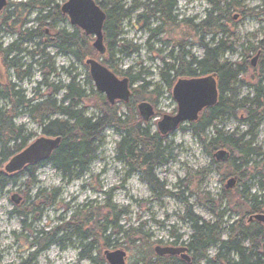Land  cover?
<instances>
[{
  "label": "trees",
  "instance_id": "16d2710c",
  "mask_svg": "<svg viewBox=\"0 0 264 264\" xmlns=\"http://www.w3.org/2000/svg\"><path fill=\"white\" fill-rule=\"evenodd\" d=\"M96 6L104 14V22L102 27L103 42L105 45V54L110 57L101 61L102 57L98 55L92 48L91 38L84 35L81 30L74 27V33L58 31L52 37L53 41L49 42V36L45 35V31L54 29L53 19L60 16L59 6L52 0L39 2L38 0H29L27 3L18 4L3 19H0V31L6 35L16 34V40L5 49L0 48V62L5 70H12L16 83L31 77V66L36 56L45 58L46 49L51 45L56 53L65 55L69 51L73 54L76 63L82 65L86 70L87 60H99L105 66H112L115 61L113 58V50L118 48L117 54L127 55L128 51L120 42V22L124 11L119 7L118 0H92ZM210 0L211 8L207 10L204 20L193 25L188 24L189 29L195 31L201 38L210 35L209 42L205 43L200 38V43L204 48L202 59H195L189 52L180 53L174 58L173 63L165 64L164 72L160 73L162 83L168 89L173 88L174 83L180 78H200L208 75L215 76L218 100L217 102L202 110L195 121L186 122L184 126H178L181 132L189 131L195 136L204 151L211 157L212 164L226 165L229 168L230 175L236 178L237 184L231 192L223 191L219 197V204H226L227 208L217 215V220L213 223L205 221L201 218H192L186 213V220L190 224L192 231L188 240L181 245L187 249L190 262L187 263L179 256L156 254L151 249L147 241L142 238L136 241L131 239L134 235H139V231H123L119 227H114L107 218L102 223H96L94 230L85 229L87 225L85 220L89 217L77 219L76 214L72 216L69 223L64 226L56 227L50 232L37 231L34 238L38 247V252L51 246L57 245L63 248L64 243H70L73 237L78 240L82 247L79 254L81 260H87L93 264H105L99 254L92 257V253L97 252L98 244L108 249L115 246V238L122 235L123 238H129L131 247L139 249L138 259L135 264H264V225L257 221L248 222V218L256 214H264V153L252 146V140L244 142L247 137H253L257 126L264 122V38L255 44L247 42H238L230 34L221 18H224L231 9L239 7L234 5L235 0ZM48 9L47 13L37 18L38 27L34 30L22 29L26 23L22 19L23 13L28 15L36 7ZM143 10L140 17L143 20L156 19L164 23L170 24L175 18L176 1L175 0H152L142 4ZM263 12L264 1L262 3ZM53 13L57 14L54 16ZM47 14H51L49 17ZM253 16L257 14H252ZM203 35V36H202ZM46 41L44 49L41 51L38 40ZM34 42V49L27 51L23 49V45ZM124 47V48H123ZM129 47V52H137V48ZM238 49L244 50L246 53L258 54L257 71L254 77L253 97L235 102L237 96L236 84H240L241 76L245 75L249 69L246 61L242 64L230 63L222 60L224 54L235 53ZM23 55L31 63L26 66L19 64L18 57ZM22 57V56H21ZM50 60H45L42 64L44 72L43 80L39 83L40 87L49 88L51 94L46 97L35 90L36 94L30 98H25L23 91L17 89L15 84L7 81L0 89V101H7L12 110L2 109L0 107V168L7 163L15 155L23 151L32 139L33 134L27 133L22 127H15L13 120L17 111L24 112L35 122L41 132L42 137L54 138L60 137L61 142L52 152L50 157L42 162L29 165L21 171L14 174H5L0 169V190L8 184H16L18 175L26 176L33 180L37 169L50 166L62 177L80 176L86 171L87 166L92 161L95 154V145L99 141L102 130L110 127L115 132L121 133V140L116 145L117 159L126 161L131 165L137 166L138 169L152 186L158 182L155 177V170L162 167L167 162V148L164 144L168 142V137L173 131L163 132L162 129L150 132L149 127H142L140 118L144 121L139 111V105L145 101L154 104V96H157L158 89L152 91L146 90V85L133 88L137 77L123 73L127 78L131 88V96L128 102L122 103L127 111L121 112L117 103L110 104L108 100L97 92L91 85L88 89L81 87L76 77H72L69 83L64 87H55L49 85L46 78L55 73ZM111 69V68H110ZM114 74L118 72L113 71ZM120 73L119 75H121ZM118 75V74H117ZM7 77V76H6ZM171 78V80H170ZM8 79V77H7ZM86 80L92 82L87 72ZM63 90L64 94L60 102L55 100L56 94ZM88 91V92H87ZM88 93V94H87ZM96 102V117H87L79 105L81 102L88 100ZM154 106V105H153ZM138 110V113L134 109ZM229 115L235 118L242 115L245 123L250 126V130L241 136H237L234 132H224L220 126L224 117ZM59 116L61 118H54ZM212 129L213 134L209 138L205 136L206 132ZM168 136V137H167ZM219 150L227 151L228 156L224 162H218L214 159V154ZM248 169L250 173L247 175ZM252 190H255L252 193ZM57 193L53 191L50 195L45 196L38 192L33 199L40 200L39 204L42 209L52 207L55 204ZM33 199H26L20 207H16L14 214L21 218L22 229L28 230L32 224H27V220L31 218L33 224L40 220L42 210ZM212 202L207 200L206 205ZM214 210L215 208L207 207ZM123 212V211H121ZM236 212L240 217L239 220L222 222L226 214ZM72 230L70 236L64 235L67 231ZM100 230V241L98 243V231ZM92 231V232H91ZM226 233V238L221 239V235ZM99 234V235H100ZM107 234V235H106ZM61 235V236H59ZM176 245L179 237L174 236ZM131 239V240H130ZM246 244V245H245ZM212 247H217L216 254L212 259L207 258V253ZM37 252V253H38ZM37 253L32 254L31 257ZM235 257L234 259L232 257ZM31 258L25 260L21 264H30Z\"/></svg>",
  "mask_w": 264,
  "mask_h": 264
},
{
  "label": "rangeland",
  "instance_id": "374dc122",
  "mask_svg": "<svg viewBox=\"0 0 264 264\" xmlns=\"http://www.w3.org/2000/svg\"><path fill=\"white\" fill-rule=\"evenodd\" d=\"M7 1L8 11L11 12L16 5L27 3L29 0ZM38 1L45 2L46 0ZM52 1L59 5L64 2V0ZM119 1V7L124 11L120 22L119 39L121 44L127 48L128 53L127 55L117 54L118 48L114 49L113 58L115 61L112 66L104 65V67L111 73L118 72V75L113 74L119 79L125 78L123 73L137 77L133 88L146 85V90L149 92L158 89L157 96H154V106L147 101L152 106L154 114L146 121L140 118L141 126L149 127L150 132L153 133L164 116L173 117L177 110L171 89L162 83L160 73L164 72L165 64L173 63L174 58L178 57L180 53L189 52L195 59H202L204 48L200 43L201 37L195 31L190 30L188 24L195 25L204 20L207 10L211 8L210 0H175V18L170 24L156 19L145 21L138 17L143 13L142 4L149 0ZM263 1L235 0L233 4L239 7L231 9L224 18H221L225 29L238 42L255 44L257 41L263 40L264 9L263 12L257 13L262 10ZM41 8L36 6L28 15L23 13L22 19H25L26 23L22 29L34 30L38 26L37 18L47 12V9L40 11ZM252 14L257 15L253 16ZM16 38L17 35L12 33L0 35L1 49L10 46ZM202 38L207 43L210 40V35L204 34ZM33 43L23 45L22 48L27 51L33 50ZM127 46L136 47L137 52H129L130 49ZM45 52V58L39 56L34 58L33 61L36 63L31 66V77L20 83H16L12 70L7 69L4 74V69L0 64V89L9 81L15 84L17 89L23 91L26 99L36 94L35 90H38L44 97L51 94L49 88L39 86L44 76L41 64L45 60H50L49 63L55 70L53 75L46 78L50 86L64 87L72 77H76L81 87L88 89L87 87L91 85L94 88V84L86 80L87 70L82 65L57 56L54 50ZM21 56L17 59L19 64L26 66L31 63L26 57ZM108 57L110 56L106 53L101 61ZM255 57L256 53H246L242 49H238L232 54L223 55L222 60L224 61L235 64H242L246 61L249 65L246 74L239 79L241 83L235 85L237 90L235 102L253 97L252 84L254 81L252 80L258 74V72H254L253 68L256 71L259 69L257 67L258 58L255 65H251ZM120 73L122 74L119 75ZM262 86L264 87V83ZM63 94V90H60L54 97L55 100L60 102ZM90 97L81 102L79 107L85 111V116L91 118L97 116V110L96 102L90 100ZM116 105L120 107L121 112L127 111L121 102ZM0 107L6 110L13 108L7 101H0ZM134 109L136 110V107ZM136 112L138 113V110ZM15 114L17 115L13 120L14 126L22 127L27 133L33 134L29 144L33 143L41 136L38 125L24 112L17 111ZM54 118L61 117L55 116L52 119ZM184 125L183 121L181 126ZM218 128L224 132H234L237 136L250 130V126L245 123L242 115H238L236 118L231 115L224 117ZM212 134L213 130L209 129L205 136L209 138ZM99 138L95 145L96 151L92 161L80 176L65 178L50 166H44L37 169L33 180L18 175L16 184H8L4 190H0L1 264H21L29 258H31L30 264H93L79 258L83 249L78 240L73 237L70 239V243L63 244V248L51 245L38 252V247L34 245L37 231L50 232L56 227H62L69 223L74 214L77 219L89 217L90 220H85L87 224L85 229L94 230V233V225L102 223L106 218L112 224L113 231H115L114 227H119L123 231H139L140 234L134 235L131 239L136 241L142 238L147 241L151 249H154L157 246L182 247L181 244L186 242L192 233L190 224L186 220V213L192 218L197 217L213 223L217 220V215L214 213H219L227 208L226 204H219V197L224 190L231 192L236 186L237 180L232 189L225 188L228 179L233 178V175L229 173L228 166L223 164L215 167L199 140L189 131L181 132L176 129L168 137V142L164 144L168 152L166 154L167 162L155 170L154 174L158 180L155 186L145 180V176L136 169L137 166L117 159L116 145L121 140V133L107 127L102 130ZM249 140H252L253 147L264 153V122L257 126L253 137L245 138L244 142ZM214 159L216 158L214 157ZM5 164L0 168L2 171ZM246 172L248 175L250 169ZM53 191L57 193V197L52 207L42 209L39 205L41 201L33 199L38 192L48 196ZM254 192L255 190H252V193ZM13 196L18 202L12 200ZM26 199H33L42 210L39 221L33 224L31 218L27 220V224L30 222L32 224L28 230L22 229L21 218L13 213V210L20 207ZM207 200L213 201V203L206 205ZM216 205L219 210L207 208L209 206L215 208ZM239 217L236 212H231L223 217L222 222L226 225L227 222L239 220ZM71 234L72 230L64 233L67 236ZM99 234L100 230L97 238L98 243H101V234ZM226 235L223 233L221 239H225ZM174 236L179 237L176 245L172 244L176 240ZM112 238L116 240L114 247L104 249L98 244V250L96 253H92V257L97 258L99 254V257L107 264L104 252L120 249L126 254L125 263L135 264L139 249L136 250L135 246L131 247L129 238H123L122 235L112 236ZM216 252L217 247H212L207 253V258L212 259ZM35 253L37 254L31 257Z\"/></svg>",
  "mask_w": 264,
  "mask_h": 264
},
{
  "label": "water",
  "instance_id": "95a60500",
  "mask_svg": "<svg viewBox=\"0 0 264 264\" xmlns=\"http://www.w3.org/2000/svg\"><path fill=\"white\" fill-rule=\"evenodd\" d=\"M7 5V0H0V13ZM63 15H67L70 23L84 31L86 35L94 38L92 47L98 54H104L102 26L104 14L92 0H67L61 7ZM256 57L252 60L254 65ZM91 79L96 90L102 93L110 104L115 101L127 102L130 97L127 79H118L107 68L95 60H87ZM173 100L177 103L178 112L174 117L164 116L158 124L163 132L174 130L183 121H195L198 113L204 108L216 103V83L215 76L209 75L203 78L180 79L172 89ZM140 112L145 120L153 115L152 107L143 103L139 105ZM61 142L60 137H41L27 146L23 151L11 158L4 166L5 174H14L21 171L28 165H34L50 157L52 152ZM214 157L217 161L225 160L227 152L218 151ZM236 184V178L228 179L225 188L232 189ZM12 200L18 202L15 197ZM257 221L264 224V215L256 214L249 217L248 221ZM160 255L180 256L186 262L190 261L185 247H156L154 250ZM104 258L107 264H125L126 254L123 250L105 251ZM1 264V263H0Z\"/></svg>",
  "mask_w": 264,
  "mask_h": 264
},
{
  "label": "flooded vegetation",
  "instance_id": "af4514ba",
  "mask_svg": "<svg viewBox=\"0 0 264 264\" xmlns=\"http://www.w3.org/2000/svg\"><path fill=\"white\" fill-rule=\"evenodd\" d=\"M64 2H65V0H64ZM63 2V3H64ZM56 3V2H55ZM63 3H61L60 5L58 4V3H56L59 7H61V5L63 4ZM7 5H8V1H7ZM7 5L5 6V8L1 11V13H0V19L2 20L3 19V17L4 16H6L7 14H9V9L7 8ZM60 9V8H59ZM47 11H48V9H47ZM59 12H61V9L59 10ZM47 13V12H46ZM49 17H51L52 15L51 14H47ZM53 15L54 16H57V14H55V13H53ZM53 23H54V29L52 30V31H45V35L46 36H49V42H47L48 44H51L50 42H52L53 41V39H52V37L55 35V33L56 32H58V31H61V32H66V33H69V34H72V33H74V27H77V26H75V25H72L71 23H70V20H69V18H68V16L67 15H63L62 14V12L60 13V16H58V17H55L54 19H53ZM70 26H68V25ZM60 26V28H59V26ZM67 26H68V28H67ZM38 27V26H37ZM36 27V28H37ZM35 28V29H36ZM78 28V27H77ZM56 31V32H55ZM81 32L84 34V35H86L85 34V32L84 31H82L81 30ZM3 34H5L3 31H0V35H3ZM86 36H89L92 40H94V38L92 37V36H90V35H86ZM38 42H39V44H40V49H41V51L44 49V45L46 44V41L45 40H43V39H40V40H38ZM103 44H104V42H103ZM1 39H0V48H1ZM104 47H105V45H104ZM46 50H54V52H55V54L57 55V56H60L61 58H63V59H68V60H70V61H72L73 63H75V60H74V57H73V54L72 53H70V51L67 53V54H65V55H59V54H57L56 53V50L51 46V45H48L47 46V49ZM105 51H106V49H105ZM101 65H103L101 62H99ZM0 64H1V62H0ZM2 66V65H1ZM88 67L90 66V65H87ZM90 69V68H89ZM89 69H87V72H88V74L90 75V72H89ZM4 74H5V70H4ZM91 77V76H90ZM128 89H129V92H130V87L128 86ZM216 93H217V100H218V90L216 89ZM158 247H160V246H158ZM182 247H184V246H182ZM161 248H163V247H161ZM175 248V247H174ZM189 256V255H188ZM178 257V256H177ZM180 257V256H179Z\"/></svg>",
  "mask_w": 264,
  "mask_h": 264
},
{
  "label": "bare ground",
  "instance_id": "6f19581e",
  "mask_svg": "<svg viewBox=\"0 0 264 264\" xmlns=\"http://www.w3.org/2000/svg\"><path fill=\"white\" fill-rule=\"evenodd\" d=\"M227 156H228V153H227ZM226 160V159H225ZM225 160H221V161H218V162H224ZM125 260H126V258H125Z\"/></svg>",
  "mask_w": 264,
  "mask_h": 264
},
{
  "label": "clouds",
  "instance_id": "9594fccd",
  "mask_svg": "<svg viewBox=\"0 0 264 264\" xmlns=\"http://www.w3.org/2000/svg\"><path fill=\"white\" fill-rule=\"evenodd\" d=\"M55 254L53 253V256H54Z\"/></svg>",
  "mask_w": 264,
  "mask_h": 264
}]
</instances>
